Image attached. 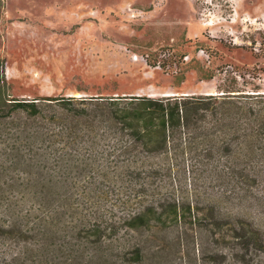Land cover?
Here are the masks:
<instances>
[{"label": "rangeland", "instance_id": "rangeland-1", "mask_svg": "<svg viewBox=\"0 0 264 264\" xmlns=\"http://www.w3.org/2000/svg\"><path fill=\"white\" fill-rule=\"evenodd\" d=\"M156 54L166 59L164 70L153 67ZM224 89L241 98L264 94V0H0V105L57 99L43 101L36 119L1 105L0 128L11 133L9 122L22 117L30 136L41 134L20 145V167L0 173L1 194L31 195L30 181L39 182L53 208L34 220L57 211L53 223L67 238L83 241L98 218L103 247L112 241L114 251L95 264H244L243 247L228 240L233 220L264 214V180L250 182L235 154L248 127L240 108L246 99L213 104L214 115L225 111L217 127H210L216 116H192L189 128L168 139L175 150L166 156L142 154L125 123L135 115L131 97L220 96ZM127 145L159 174L125 177L115 154ZM64 155L73 163L59 164ZM143 208L147 218L133 224H148L129 231ZM130 243L142 247L141 262L117 249ZM250 253L264 264V251Z\"/></svg>", "mask_w": 264, "mask_h": 264}, {"label": "trees", "instance_id": "trees-1", "mask_svg": "<svg viewBox=\"0 0 264 264\" xmlns=\"http://www.w3.org/2000/svg\"><path fill=\"white\" fill-rule=\"evenodd\" d=\"M144 57L148 61V56ZM157 59L153 63V67L164 70L167 67L166 59ZM162 59H164L163 63H161ZM165 63L166 65H164ZM229 89H224L222 91L224 95L220 96H172L159 99L131 97L128 102L136 106L135 115L132 119H126L125 123L132 133L130 135L136 136L133 137V140L135 142L137 139L141 140L140 152L142 154L144 152L147 155L166 156L171 150L168 146V139L173 138L179 128H189L192 116L198 115L200 112L203 113L202 117L216 116L210 127H217L219 122L221 123L224 119L225 111L221 109L217 115H214L216 110L213 109V104L234 107L235 98H244L247 106L240 108L247 118L248 127L242 136L241 147L236 149L238 153L235 154L240 155L249 167L247 171L250 182L258 179L263 181L264 169H261L260 166L264 167V94L247 95L241 98L240 95H230L239 92L238 90ZM46 100L56 101L57 99H13L8 103L4 101L1 105L8 107L11 112H24L28 117L36 119L42 116L43 103H45L43 101ZM70 102L71 100L57 103H64L60 105L65 106ZM1 105L0 110L2 109ZM28 117L25 119L28 120ZM3 120L4 118L0 117V124ZM9 124L16 128L10 130L11 133L4 127L0 128L1 178L8 169L13 170L20 167L21 162L18 159L20 145H29L31 141H39L41 135L39 133L37 136H30L27 132L28 123L22 121V117L13 118ZM94 144L92 142V145ZM136 149L138 148L135 145H127L115 154V159L122 166L124 176L129 179L142 176V174L147 177L157 176L160 170L148 167L144 157L140 156ZM174 150L175 148L171 151ZM72 161L70 157L64 155L57 162L66 165ZM29 162L31 165H35L34 167H37L39 163L32 160ZM32 179L35 178L31 176L29 180ZM30 182L34 183L31 187L32 194L13 199L6 198L4 194H1L4 183L0 182V264H95L100 260L110 259V253L114 251V244L109 241L106 242L107 247H103L101 240L103 230L101 224H98V218H95L93 223L88 225L87 237L83 241L77 238H67L65 236L67 232L64 228L54 225V212H57L55 210H51L50 215L44 218L38 217L34 220L33 216L37 211L53 208V200L43 196L39 190L41 187L39 182ZM258 202L260 201L258 200ZM155 210L157 209L155 208ZM147 212L148 209L143 208L140 213L132 216L128 221L130 223L128 230L135 231V229L147 225L149 220H145L142 224H133L139 219L147 218ZM171 214L174 220L179 218L180 215L176 206ZM233 223L232 234L228 240L235 244H241L245 252L242 254L244 264H258L257 261L254 262V257L250 252L252 250L264 251V214L260 215L259 218L236 217ZM59 233L68 240L57 242L56 235ZM226 237L228 236H223V239ZM8 243L20 248L10 251V248L7 249ZM118 248L122 255H129L130 261L133 263H139L143 260V250L138 244H124ZM56 257L61 258L60 262H55Z\"/></svg>", "mask_w": 264, "mask_h": 264}, {"label": "built area", "instance_id": "built-area-1", "mask_svg": "<svg viewBox=\"0 0 264 264\" xmlns=\"http://www.w3.org/2000/svg\"><path fill=\"white\" fill-rule=\"evenodd\" d=\"M144 59H145V57H144Z\"/></svg>", "mask_w": 264, "mask_h": 264}]
</instances>
